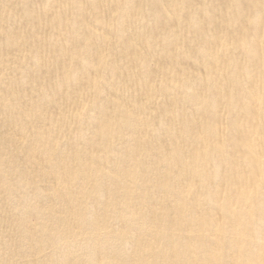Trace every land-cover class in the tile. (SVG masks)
I'll use <instances>...</instances> for the list:
<instances>
[{
	"label": "bare ground",
	"instance_id": "1",
	"mask_svg": "<svg viewBox=\"0 0 264 264\" xmlns=\"http://www.w3.org/2000/svg\"><path fill=\"white\" fill-rule=\"evenodd\" d=\"M0 91L12 124L43 122L0 141V175L27 181L6 162L16 143L56 141L55 165L25 155L28 175L66 171L25 197L47 218L65 207L53 241L14 226L39 263L264 264V0H0ZM54 95L67 98L57 113ZM9 191L0 198L16 205Z\"/></svg>",
	"mask_w": 264,
	"mask_h": 264
},
{
	"label": "rangeland",
	"instance_id": "2",
	"mask_svg": "<svg viewBox=\"0 0 264 264\" xmlns=\"http://www.w3.org/2000/svg\"><path fill=\"white\" fill-rule=\"evenodd\" d=\"M40 3V2H39ZM134 11V10H132V8H131V10L129 9V14H131L130 16L132 17V12ZM100 12H101V15H100V13H99V15L100 16H104V14H105V16L104 17H107V15H109V11H108V9L107 10H104V13H102L103 12V9H102V11L100 10ZM131 12V13H130ZM160 21H162V19L160 20ZM33 24H35L34 23V21H31ZM173 22H171L170 24H169V26H167L166 25V29L164 28V26H161L160 27V30H167V29H169L170 27H175V25L173 24ZM52 25V26H51ZM51 25H49V26H51V29H56V32H58V30H59V28H58V26L57 25H54V24H51ZM172 25V26H171ZM55 26V27H54ZM48 27V26H47ZM54 27V28H53ZM104 29H106V28H104ZM148 29V28H147ZM52 31V30H51ZM55 30H53V32L52 33H54V35L53 36H56V32H54ZM49 32V30H47V33ZM50 33V32H49ZM174 40H175V38H174ZM95 48H97V47H95ZM22 56H23V54H22ZM3 58H5V56L3 55ZM172 66V65H171ZM171 66H169V68H171ZM15 74V73H14ZM14 78V77H16V79H18V77H19V75L18 74H16V75H11V78ZM55 78L54 79H51V83H49L50 82V80H46V82H40V84H36V83H32L31 82V84H32V86L30 87V83H28L27 81V83L26 82H23V83H21V81L20 82H18V83H16V85L17 86H14V85H12V86H14V88L16 87L17 89H18V87H19V89L21 90V92L23 93V91H24V89H26L25 91H24V93L23 94H25V92L27 93V92H30L31 94L32 93H38V91L40 92H42L44 89H45V83H46V86H47V84L49 83V85H53L54 86V83H55ZM54 81V82H53ZM24 83H26V84H24ZM22 84V85H21ZM36 85H39V86H36ZM72 84H70V86H71ZM22 86H23V88H22ZM25 86V87H24ZM61 86L62 87H66L65 86V84L64 85H62L61 84ZM73 86V85H72ZM71 86V90H72V88L74 89L75 88V85H74V87H72ZM21 87V88H20ZM29 89H28V88ZM35 87H36V89H35ZM61 87V88H62ZM23 90V91H22ZM29 90V91H28ZM35 90H36V92H35ZM2 92L0 91V94H1ZM30 93H27L28 95H30ZM4 95V94H3ZM74 95V93L71 95V96H73ZM8 97V96H7ZM6 97V98H7ZM56 97H58V96H56V95H54V97L53 98H56ZM11 97L9 96L7 99H10ZM61 99H63V97L62 98H60V101H61ZM59 101V97H58V99L56 98V99H54V102H51L50 104L47 102L46 103V106H48V109H47V111H49V107H50V110L51 111H49V112H51V113H53L55 110H56V108L57 107H55L54 106V104L56 105V103H58L57 105H59V104H62V102H65V101H67V98L65 97L63 100H62V102L60 103V102H58ZM24 102L25 100L24 99H22L21 98V100L19 99H17V101H14V100H12V99H10V101L9 102H11V103H14L15 105H16V107H18L19 105L21 106V102ZM55 101H57L56 103H55ZM27 103H31V102H27ZM27 103H22V106H21V108H23V110L25 109H32V110H34V108H35V110H37V111H40V110H38V108L40 109L41 107L40 106H38L37 104H36V106H33V108H32V104L33 103H35V102H32L30 105H28ZM24 104V105H23ZM26 105L29 107H26ZM50 105V106H49ZM52 106H54V109L55 110H53V107ZM24 110V111H25ZM34 110V112H36ZM53 111V112H52ZM59 110L57 109V112H58ZM56 111H55V113H57ZM11 114V112L10 113H8V114H4V115H0V124L3 126V127H1V125H0V130L1 131H3V132H1L0 131V141H2V140H4L5 142H4V144L6 145V144H8L9 142H10V140L12 139V136H14L17 132H19V131H17L18 130V126H19V128H21V129H27V127L29 126V128H31V126H33V125H37V126H40V125H42V123L43 122H41V124H39V122L40 121H42V120H40V119H38V120H40V121H36L37 119V117H33V118H31V120L30 119H20V120H18V123L16 122V124H12L13 122H14V120H11V119H14L13 117H15L14 115H12ZM1 116H2V118H1ZM5 116H7L6 118H5ZM11 117V118H10ZM7 120V123L6 124H10L11 123V125H6V124H4L5 122H6V120ZM36 119V120H35ZM3 120H4V122H3ZM25 120V121H24ZM10 121V122H9ZM13 121V122H12ZM22 121H24V123H21ZM26 121H27V124H26ZM30 121V122H29ZM38 122V123H36V122ZM2 122V123H1ZM32 122H33V124H32ZM20 123V124H19ZM30 123L32 124L31 126H30ZM29 124V125H28ZM6 125V126H5ZM14 127H13V126ZM18 125V126H17ZM20 126H23V127H20ZM7 127V128H6ZM13 127V128H12ZM26 127V128H25ZM4 128H6V129H4ZM12 128V129H11ZM15 128V129H14ZM16 128H17V130H16ZM21 129H19V130H21ZM11 130V131H10ZM5 133V135H2V134H4ZM8 139H10V140H8ZM58 140V139H57ZM61 141H62V139H61ZM54 142H56V141H52V142H48L47 144H42V145H40V147H38V148H36L37 147V145L38 144H31L30 145V149H25V150H23L22 151V149H21V146L20 147H17L16 146V144H18V143H16V144H12V147H11V150L10 151H8L9 153V155L7 154L6 155V162H12L11 160H12V158L13 159H15L16 161H15V163H12V164H10L9 166L10 167H14V168H18V169H21L22 170V173H23V175L25 174V173H27V174H25L26 176V178H27V181L24 183H14L12 180H10V179H12V178H8V179H4L5 177H4V175H0V192H2L3 190H4V192H5V189H9L10 191H9V193L12 195V196H14V198L15 199H18V202L16 203V205H13V204H11L8 200H4V199H1L0 200V264L2 263V264H11L12 262V264H14V263H22L23 261H25L26 259L27 260H29V262H30V264H38L39 263V261L36 259V255H35V251L37 252L39 249H38V247L37 246H31V245H29L30 243H28V241L25 239V240H22L20 243H19V241H20V236H17L18 234H20L21 232H23L22 230H20V228H18L19 229V233H17L18 232V230L16 229V227H14L15 225H17L18 224V221H19V219H24V220H26V223H27V226H28V228H26L27 230L29 229V230H32V231H34V230H36L38 233H39V235H40V240L43 242H45V240H48V237H49V242H48V245L53 241H51V239H53L52 237H54V235L57 233V231L55 232V230H53V226H51L52 225V223L54 222V221H57L58 220V217H59V219H61V214H59V212L60 211H65V207H62V206H57L55 209H54V214H56L55 216H53V217H49V218H47L46 216H42V214L39 212V209L40 208H36L35 207V205L33 206V207H29V204H27L28 202L25 200V197H27V198H29L30 196H33L34 197V194L32 195L31 193H30V195H29V197L27 196L29 193L27 192V189H28V187H30V186H32L33 184H38L39 186L41 185H43L42 186V190L44 191L45 189H44V187L46 186L47 187V189H46V191H44V192H49V190H50V186L51 187H55V186H57V184H58V182H57V177H58V174H59V176H61V174H62V176L61 177H63V176H66V171L65 170H63L62 169V171L60 170V172L58 171V173L57 174H55V173H51V174H48L47 176H45V175H38L37 176V174L36 173H34V172H36L35 171V167L34 166H31V164H29L28 162H26V158H24L25 157V155H27L29 152H33L34 153V151L36 150V154H38V156H41V155H43V156H41V159H42V163L43 162H45L46 164H48V163H52L54 160H56V159H58V158H56L57 156H59V153L58 154H56L55 153V151H51L52 153H50V152H48L49 150H51V148L53 147V145L52 144H55ZM11 145V144H10ZM52 146L51 148H50V146ZM56 145V144H55ZM54 145V146H55ZM17 148H16V147ZM49 148V149H48ZM48 149V150H47ZM66 149V148H65ZM67 149H68V153H69V147H67ZM67 149L66 150H64V151H67ZM45 150V151H47L46 153H42L43 151ZM42 151V152H41ZM41 152V153H40ZM48 153H50V154H48ZM19 154H21L22 156H23V158H21L22 156L20 155L19 156ZM47 155V156H46ZM20 157V158H19ZM43 158H44V160H43ZM45 158H46V160H45ZM56 158V159H55ZM19 159V160H18ZM40 159V160H41ZM25 160V161H24ZM17 161H21L19 164H17ZM6 164H8V163H6ZM53 165H55V161L53 162ZM28 166H30V167H28ZM51 166H52V164H51ZM55 167V166H54ZM34 168V169H33ZM56 169V168H55ZM28 170H34V172H30V174L28 175ZM65 171V172H64ZM65 173V174H64ZM64 174V175H63ZM56 175V176H55ZM2 176H3V178H2ZM16 175H14V177H15ZM41 178H40V177ZM17 177V176H16ZM56 177V178H55ZM31 178V179H30ZM11 182V183H10ZM51 184V185H50ZM45 185V186H44ZM40 186V187H41ZM45 187V188H46ZM72 188V187H71ZM70 188V189H71ZM72 190H73V188H72ZM15 191V192H14ZM21 191V192H20ZM24 191H25V193H24ZM60 192H62V193H60ZM72 193L74 192V191H71ZM17 193V194H16ZM55 193H58V195H56ZM54 193V195L53 194H51V196H52V198H51V196H49V198H51V200H53V203L56 205V203H57V205H58V203L60 202V201H62V202H65V201H67V200H69V198H68V194H69V192H66V191H63V190H61V191H57V192H55ZM1 194V193H0ZM15 195H16V197H15ZM23 195V196H22ZM23 198V199H22ZM26 198V199H27ZM30 199H32V200H34L33 198H31L30 197ZM66 199V200H65ZM26 201V203L25 204H27V205H23V202H25ZM58 200H60L59 202H58ZM65 200V201H64ZM37 200H34V202H36ZM8 202V203H7ZM22 206H25V207H23V208H25V209H23L22 208ZM29 207V208H28ZM18 208H20V209H18ZM23 210H22V209ZM31 208V209H30ZM13 209V210H12ZM28 211H27V210ZM20 210H21V213H22V215L24 214V215H26V216H24V218L23 217H21L20 216ZM25 210V211H24ZM30 210V211H29ZM32 210V211H31ZM38 210V211H37ZM27 211V212H26ZM26 214H25V213ZM56 212V213H55ZM5 213V214H4ZM13 213H16L15 214V216H16V218H15V216H14V214ZM32 213V214H31ZM33 213H35V214H33ZM36 213H38V214H36ZM63 214V213H62ZM5 215H6V217H5ZM8 215H10V217L8 216ZM40 217H39V216ZM17 216H18V218H17ZM29 216V217H28ZM26 217V218H25ZM64 217V216H63ZM13 218H14V220H13ZM57 218V219H56ZM10 219V220H9ZM16 219H17V221H16ZM30 219V220H29ZM50 219V221H48ZM51 219H52V221H51ZM56 219V220H55ZM9 220V221H8ZM13 221V222H12ZM40 221H41V223H44L43 225H44V227H42V225H41V223H40ZM46 221V222H45ZM114 221V222H113ZM112 221V228L113 227H116L117 226V228L119 227V228H121V229H125V227H124V225H122L119 221L117 222V220H113ZM116 221V222H115ZM12 222V223H11ZM52 222V223H51ZM103 222H107V221H103ZM4 223V224H3ZM11 223V224H10ZM51 223V225L49 226V224ZM113 224H115L114 226H113ZM30 225V226H29ZM104 225L105 226H109L107 223H104ZM49 228H48V227ZM51 227V228H50ZM46 228V229H45ZM45 229V230H44ZM51 229V230H50ZM46 230H48V231H46ZM44 232H46V234H44ZM50 232V235L48 234ZM52 233V234H51ZM68 235V234H67ZM3 236H6V237H8V236H11L8 240L7 239H3ZM16 236H17V238H16ZM41 236H42V238H41ZM47 236V237H46ZM2 239L4 240V241H2ZM18 239V240H17ZM7 240V241H6ZM27 241V242H26ZM17 243H19L20 244V246H19V244H17ZM4 244H7V245H4ZM23 244V245H22ZM44 244V243H43ZM2 245V246H1ZM21 246H23V247H21ZM29 246V247H28ZM2 247V248H1ZM5 247V248H4ZM6 247H7V249H6ZM12 249H11V248ZM17 247V248H16ZM19 247V248H18ZM47 248H48V246H46ZM45 247V248H46ZM27 248V249H26ZM30 248V249H29ZM6 249V250H5ZM10 249V250H9ZM24 249V250H23ZM32 249H34V250H32ZM22 250V251H21ZM30 250V251H29ZM3 251V252H2ZM8 251H10L9 253H8ZM16 251V252H15ZM18 252H19V254H21V256L19 255L18 256ZM2 253V254H1ZM23 253V254H22ZM27 253V254H26ZM9 254V255H8ZM12 254H14L13 256H12ZM27 255V256H26ZM6 256V257H5ZM9 256V257H8ZM11 257V258H10ZM16 257V258H15ZM9 258V259H8ZM18 258V259H17ZM32 258H34V259H32ZM8 259V260H7ZM17 260V261H16ZM35 261V262H34ZM63 261H66V262H71V263H73V258H66V259H64ZM28 262V261H27ZM39 264H41V263H39ZM61 264V263H60Z\"/></svg>",
	"mask_w": 264,
	"mask_h": 264
}]
</instances>
